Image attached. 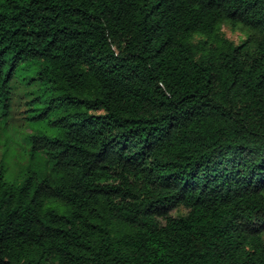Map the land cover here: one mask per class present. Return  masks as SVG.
<instances>
[{
  "label": "trees",
  "instance_id": "16d2710c",
  "mask_svg": "<svg viewBox=\"0 0 264 264\" xmlns=\"http://www.w3.org/2000/svg\"><path fill=\"white\" fill-rule=\"evenodd\" d=\"M0 264H264V0H0Z\"/></svg>",
  "mask_w": 264,
  "mask_h": 264
},
{
  "label": "rangeland",
  "instance_id": "374dc122",
  "mask_svg": "<svg viewBox=\"0 0 264 264\" xmlns=\"http://www.w3.org/2000/svg\"><path fill=\"white\" fill-rule=\"evenodd\" d=\"M223 31L227 35V37L234 40L236 43L240 41L241 39L246 37V32L240 31V30H234L231 28V26L225 24L223 26ZM31 91L30 89L26 88L24 85L18 84L14 91V108H13V114H14V121L15 123H19L23 116L25 115L26 110V102L29 100L31 95H28V92ZM13 176L10 175L9 179L12 180ZM186 209L180 208L179 210H175L173 214H183L186 213Z\"/></svg>",
  "mask_w": 264,
  "mask_h": 264
}]
</instances>
